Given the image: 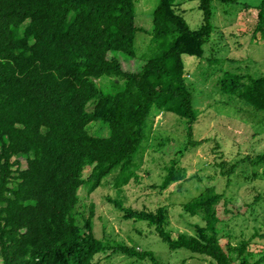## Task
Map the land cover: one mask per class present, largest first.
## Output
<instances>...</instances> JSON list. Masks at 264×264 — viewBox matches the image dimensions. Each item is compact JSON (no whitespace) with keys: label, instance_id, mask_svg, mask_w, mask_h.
Instances as JSON below:
<instances>
[{"label":"trees","instance_id":"1","mask_svg":"<svg viewBox=\"0 0 264 264\" xmlns=\"http://www.w3.org/2000/svg\"><path fill=\"white\" fill-rule=\"evenodd\" d=\"M139 1L0 0V264H100L97 256L116 253L162 264L150 251L97 238L95 205L82 216L79 190L87 185L94 192L110 176L116 187L138 178L139 157L157 113L187 121L183 152L209 140L194 139L198 112L183 56L205 57L204 47L216 29L214 2H239L198 0L203 22L192 29L178 0H159L152 18L155 52L139 72H130L122 58L136 57V34L144 31L136 25ZM253 29L264 41V0ZM102 78L110 83L102 86ZM218 86L264 113V74L225 71ZM157 139L154 150L165 145ZM219 158L215 176L220 173L228 182L243 164L258 166L264 178V153L235 162ZM187 172L174 158L152 188L164 192L189 180ZM225 197L208 186L183 205L204 221L193 225L192 234L168 228L167 206L136 209L121 200L111 202L124 219L146 222L172 250L187 249L210 264H264V224L238 244L220 242L218 206ZM259 200L256 196L250 211ZM232 211L237 206L231 210L227 205L226 212Z\"/></svg>","mask_w":264,"mask_h":264},{"label":"rangeland","instance_id":"2","mask_svg":"<svg viewBox=\"0 0 264 264\" xmlns=\"http://www.w3.org/2000/svg\"><path fill=\"white\" fill-rule=\"evenodd\" d=\"M177 2L180 13L190 27L200 28L203 17L198 0ZM238 2L237 5L214 2L212 23L216 29L204 47L205 57L183 56L187 83L198 112L194 139L209 140L201 143L197 150L189 146L183 152L188 141L187 121L171 112L157 113L154 115L152 132L144 143L145 150L139 157L141 166L136 170L138 178L133 176L129 183L116 187L113 176H110L94 192H90L87 185L80 188L79 213L86 217L90 205H95L94 234L105 243L110 241L137 246L140 250L150 251L162 264H210L209 258L203 255L187 249H170L146 222L124 219L111 202L121 200L125 206L136 209L167 206L170 214L168 228L174 232L192 234L193 225H204V221L198 215L186 213L183 205L200 195L208 186H215L218 192L226 196L218 206L222 218V224H219L221 243L229 240L233 245L238 244L263 226L264 178L261 177V169L253 164H243L237 174L231 176L230 182L228 177L220 173L215 176L214 165L220 161V156L235 162L240 156L264 153V113L246 106L236 96L222 93L218 86L225 71L243 72L253 77L264 74V41L260 34L256 37L253 34L258 6L262 0ZM158 3L159 0H140L136 4V25L143 27L144 31H137L136 34V57L122 58L126 62L123 66L125 71L139 72L155 52L151 40L152 18ZM100 80L102 86L110 83L108 78ZM102 88L107 92L112 91V88ZM95 129L96 126L92 131ZM154 137L159 138L155 140L156 143L165 142L161 149L154 150ZM216 142L220 145L219 149L216 148ZM174 158L180 159L181 165L187 168L190 179L172 184L164 192L152 188V185L162 181L165 167ZM20 160L22 167L26 168L25 158L21 157ZM89 171V168L85 169V176ZM256 196H260V200L250 211L248 206L254 203ZM227 205L231 210L236 205L237 211L227 213ZM79 219L81 221L82 217ZM256 239L260 241V238ZM96 259L100 264H152L150 259L128 258L121 253L109 256L101 254Z\"/></svg>","mask_w":264,"mask_h":264}]
</instances>
